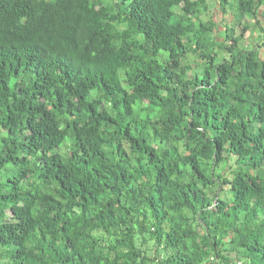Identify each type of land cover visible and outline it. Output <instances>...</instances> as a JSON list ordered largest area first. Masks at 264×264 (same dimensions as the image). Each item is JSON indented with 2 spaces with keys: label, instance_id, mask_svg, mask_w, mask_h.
Returning <instances> with one entry per match:
<instances>
[{
  "label": "trees",
  "instance_id": "1",
  "mask_svg": "<svg viewBox=\"0 0 264 264\" xmlns=\"http://www.w3.org/2000/svg\"><path fill=\"white\" fill-rule=\"evenodd\" d=\"M263 4L0 0V264H264Z\"/></svg>",
  "mask_w": 264,
  "mask_h": 264
},
{
  "label": "rangeland",
  "instance_id": "2",
  "mask_svg": "<svg viewBox=\"0 0 264 264\" xmlns=\"http://www.w3.org/2000/svg\"><path fill=\"white\" fill-rule=\"evenodd\" d=\"M258 12L264 14V4L260 7V10ZM202 18L204 20L212 18V20L217 25L221 24L224 21V19H226L227 22L233 19V17L229 16L228 13L222 12L219 5L215 6V8L212 7V9H209V11L203 13ZM257 20L259 22V25H257L256 27H254V23H256V20L255 21L251 20V22L249 20V23H251L252 25L250 26L249 30L245 34L247 38L245 39V37H243L242 41L244 42L245 46L240 45L241 47H245V49H253V47H256V44H259V45L261 44V40L258 39L259 37L258 35H261L263 33L260 27L264 28V17L260 15L257 17ZM258 22L256 24H258ZM235 28H236L235 33H238L240 26H236ZM220 29H222V27H220ZM251 31L253 33L250 34ZM260 50L262 53L264 52V48H260ZM221 56L222 55H220V57ZM225 56H228V55L226 54ZM190 59H191L190 62L195 66L196 65L195 63H197V61L193 60L194 59L193 56L190 57Z\"/></svg>",
  "mask_w": 264,
  "mask_h": 264
}]
</instances>
